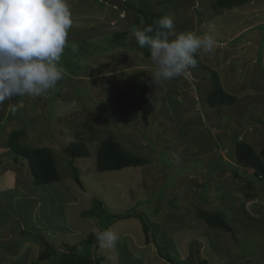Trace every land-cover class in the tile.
I'll use <instances>...</instances> for the list:
<instances>
[{"label": "rangeland", "instance_id": "obj_1", "mask_svg": "<svg viewBox=\"0 0 264 264\" xmlns=\"http://www.w3.org/2000/svg\"><path fill=\"white\" fill-rule=\"evenodd\" d=\"M82 1L69 0L74 22L68 36L121 19V11L99 0L74 6ZM128 1L143 12L124 41L109 34L67 43L60 61L66 72L53 89L0 105V264H32V257L40 264L42 247L19 244L26 240L40 238L64 252L101 231L103 218L82 215L96 210L95 199L113 214L134 209L151 227L147 245L138 219L112 226L119 239L112 248L98 247L102 264H264V183L235 177V169L240 175L243 169H237L233 144L235 138L246 141L264 157V0H246L217 14L216 0ZM150 12L171 16L177 32L195 27L202 35L208 32L203 24L214 26V53H199L209 69L195 67L169 81H152L147 46L140 48L133 37ZM88 14L91 18H84ZM210 68L237 97L235 104H208ZM140 70L148 75L149 97L157 101L150 125L140 116L129 124L115 122L107 90ZM20 130L22 145L54 150L61 181L34 185L27 161L16 162L8 144L11 132ZM106 139L147 163L99 172L97 151ZM72 142L84 143L89 156L71 160L65 149ZM200 210L223 214L234 236L209 227Z\"/></svg>", "mask_w": 264, "mask_h": 264}, {"label": "clouds", "instance_id": "obj_2", "mask_svg": "<svg viewBox=\"0 0 264 264\" xmlns=\"http://www.w3.org/2000/svg\"><path fill=\"white\" fill-rule=\"evenodd\" d=\"M73 22L69 0H0V105L16 96L41 97L63 79L66 70L60 61ZM154 24L155 28L136 30L133 37L140 48H149L154 65L151 80L156 83L195 68L198 53L215 51L212 25L201 35L177 32L172 17L167 15ZM96 239L101 248H112L119 236L105 229Z\"/></svg>", "mask_w": 264, "mask_h": 264}, {"label": "trees", "instance_id": "obj_3", "mask_svg": "<svg viewBox=\"0 0 264 264\" xmlns=\"http://www.w3.org/2000/svg\"><path fill=\"white\" fill-rule=\"evenodd\" d=\"M124 3L133 8L137 13V22L140 21L138 15L142 14V9L139 7H133L128 0H123ZM91 3L90 0L82 1L81 3H75L74 6L82 3ZM131 2V1H130ZM246 0H216L212 6L214 13H220L222 10L233 9L235 6L242 5ZM134 4V3H133ZM72 6V5H71ZM82 5L78 6L81 7ZM140 11V12H139ZM139 13V14H138ZM150 17V18H149ZM163 17L159 13L150 12L144 18L147 19L146 25L156 27L154 21ZM111 24V22H110ZM109 26V24H106ZM166 31V30H165ZM127 33H116V39L125 40ZM155 34V33H153ZM126 46V45H125ZM147 58H150V50L147 47L144 51ZM197 65L199 70H208L209 68L204 66L200 61L199 54L196 55ZM212 91L207 96V102L210 106L216 107L218 105L235 104L237 97L228 94L222 86L220 77L217 72H211ZM149 78L145 71H134L128 74L121 84L113 85L109 87L106 93L107 101L110 106L111 118L118 123L129 124L134 121L138 116L145 126L150 125V118L155 113L157 101L149 97ZM25 136L23 130L12 131L8 144L11 150L16 154L15 161L20 158L27 161L31 175L33 177V183L35 186L49 185L61 181L62 176L58 166V162L55 157L54 150L50 147H34L29 148L22 145L21 138ZM234 144V159L237 169H243V173L240 175L235 169L234 175L241 183H253L256 179L264 183V157L258 155L253 145L243 140L233 139ZM66 153L71 160L88 157L89 150L82 142H72L66 149ZM147 163V160L141 156L132 154L125 151L124 148L113 139L103 140L98 148L96 157V167L101 173L111 171H121L126 168H138ZM214 169H218V166H213ZM222 169V168H220ZM245 174H248L245 175ZM250 175V176H249ZM250 178V179H248ZM255 178V179H251ZM75 181L81 184L78 172L74 171ZM264 189V186H263ZM95 209L82 213L83 217H97L98 219H104V225L101 231L110 229L122 220H128L136 218L142 224L143 232L146 237L147 245L150 244L151 227L147 222V219L141 214L135 212L134 209L127 211L124 214H113L108 212L103 207L101 200L95 199ZM144 203L141 202V204ZM158 211L160 208L157 207ZM198 216L206 221L209 227L218 229L223 232L230 233L234 236V229L230 226L226 217L221 213H215L207 210H200ZM97 233L90 234L83 241L66 247L64 252L53 248L49 243L43 241L45 246L43 252L40 254V259L44 261L52 260L51 264H102L104 260L97 253L99 243L96 239ZM163 255V254H161ZM53 256V259H51ZM163 257V256H162ZM164 258V257H163ZM171 262V261H169ZM199 264H208L207 261H200Z\"/></svg>", "mask_w": 264, "mask_h": 264}, {"label": "water", "instance_id": "obj_4", "mask_svg": "<svg viewBox=\"0 0 264 264\" xmlns=\"http://www.w3.org/2000/svg\"><path fill=\"white\" fill-rule=\"evenodd\" d=\"M103 1L113 4L123 13L119 22L115 24H111L109 26H105L103 28L89 30L86 32H79L77 34L70 35L67 38V43L92 39L98 36H104L109 34L125 33L128 32L134 26L137 20V13L133 8H131L126 3H124L123 0H103Z\"/></svg>", "mask_w": 264, "mask_h": 264}, {"label": "crops", "instance_id": "obj_5", "mask_svg": "<svg viewBox=\"0 0 264 264\" xmlns=\"http://www.w3.org/2000/svg\"><path fill=\"white\" fill-rule=\"evenodd\" d=\"M80 2V1H79ZM80 5H82V4H80ZM246 4H244L243 6H245ZM90 14H88V15H85L84 16V18L85 17H87V18H91V16H89ZM114 22H116V20H114V21H112V23L111 24H113ZM110 25V24H109ZM107 26V25H106ZM205 27V25L203 24L202 25V29L203 30H207V31H209V28H204ZM191 31H193V32H196L197 31V29L194 27V28H192V30ZM79 32H81V31H79ZM199 54V53H198ZM199 56H200V54H199ZM201 59V58H200ZM202 60H204V59H202ZM230 60L228 59V62H229ZM203 65L204 66H206L207 67V65H205V63L203 62ZM210 71H212V69L210 68ZM148 76V75H147ZM222 83V82H221ZM222 86H223V84H222ZM223 89H224V87H223ZM225 90V89H224ZM226 91V90H225ZM227 92V91H226ZM230 94V93H229ZM231 95V94H230ZM234 96V95H233ZM44 239V238H43ZM46 241V240H45ZM33 242V243H32ZM32 242H30L29 240H26L25 242H23L22 244L21 243H19L21 246H25L26 244H29V245H32L31 246V248L33 249L34 248V246L33 245H35V244H37L38 246H40V247H42V249L44 250V248H43V246H44V244H43V241L40 239V238H38V241H32ZM47 242V241H46ZM48 243V242H47ZM11 254H13V251L12 250H10L9 252H8V255H9V257L11 256ZM6 256V255H5ZM38 256H39V260L40 261H42L40 264H47V261H44V260H41L40 259V254H38ZM6 258H8V256H6ZM5 257H3V261H7V260H5L6 259ZM31 260V259H30ZM13 261V260H12ZM32 264H34V262H33V257H32ZM3 264H5V263H3ZM6 264H9L8 262H6ZM39 264V263H38Z\"/></svg>", "mask_w": 264, "mask_h": 264}, {"label": "flooded vegetation", "instance_id": "obj_6", "mask_svg": "<svg viewBox=\"0 0 264 264\" xmlns=\"http://www.w3.org/2000/svg\"><path fill=\"white\" fill-rule=\"evenodd\" d=\"M86 1V0H84ZM90 2H93V0H90ZM100 3H106V6H110V7H113V9L115 10L114 6H112L111 4L105 2V1H102V0H99ZM85 3H82V5H84ZM121 13V12H120Z\"/></svg>", "mask_w": 264, "mask_h": 264}]
</instances>
